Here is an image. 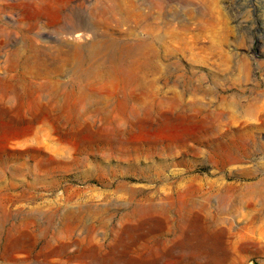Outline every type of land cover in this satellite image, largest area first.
<instances>
[{
	"label": "rangeland",
	"instance_id": "rangeland-1",
	"mask_svg": "<svg viewBox=\"0 0 264 264\" xmlns=\"http://www.w3.org/2000/svg\"><path fill=\"white\" fill-rule=\"evenodd\" d=\"M146 24L154 67L131 81ZM111 38L117 79L87 88L99 53L68 48ZM263 111L264 0H0V264H264ZM216 142L249 153L221 168Z\"/></svg>",
	"mask_w": 264,
	"mask_h": 264
},
{
	"label": "bare ground",
	"instance_id": "bare-ground-1",
	"mask_svg": "<svg viewBox=\"0 0 264 264\" xmlns=\"http://www.w3.org/2000/svg\"><path fill=\"white\" fill-rule=\"evenodd\" d=\"M105 10V9H104ZM113 14V13H112ZM138 14V13H137ZM110 15H111V13H110ZM140 15V14H139ZM112 16H114V20H115V15H112ZM112 16L110 17V18H112ZM107 17V16H106ZM108 18V17H107ZM140 18V17H139ZM108 20V19H107ZM111 20V19H110ZM113 20V21H114ZM137 20V19H136ZM135 20V21H136ZM97 21V20H96ZM115 21H117V20H115ZM98 22H100V21H98ZM95 24H96V22H95ZM100 24V23H99ZM97 26V25H96ZM184 26V25H183ZM85 27H87L90 31H91V33L93 32L92 31V27H91V25H87L86 24V26ZM99 27V26H98ZM186 27V26H185ZM157 31V30H156ZM155 31V32H156ZM108 33V32H107ZM157 33V32H156ZM155 33V34H156ZM154 34V29H152L151 27H150V25H144V27L142 28V31H140V33H138V34H135V35H133L132 36V38H131V40H130V42L131 43H133L132 45H130V47H129V49H128V58H127V60L124 62V64L122 65V67H121V69H122V71H124L125 73H126V75H128L130 78H129V80H131V81H142L141 80V77L143 76V74H144V72L145 71H147L148 70V68L152 65L151 64V58H153L155 55H156V51H155V49H154V44H155V41H154V36H156ZM84 34L83 33H79V32H76V34H75V36H76V38L77 37H81V36H83ZM87 36H89L90 37V33H87L86 34ZM105 35V34H104ZM112 37V36H111ZM88 38V37H87ZM108 38V37H107ZM80 39V38H79ZM158 39H160V38H158ZM158 39H157V41H158ZM160 41H161V39H160ZM114 43H121L119 40L118 41H115V40H113V38H111V39H107V40H105V39H99V40H97V41H95V42H93V43H87L86 45H79V44H76V45H74L72 48H68V50H70L71 49V51L69 52L71 55H72V58L76 61V64H77V62L78 63H82V62H84L89 56H90V53H94V52H97V53H99V58L97 59V61L95 62L96 64H94V65H92V67L91 68H88L89 70L87 71V72H85V73H82V72H80L79 71V69H75L74 70V72H73V77L75 78V79H79L81 82L82 81H84V82H89L88 84V87L87 88H90V87H92V83H95V82H102V81H110V80H116L117 79V71H116V69H117V67L116 66H113V65H108V66H106V65H104L103 67H102V65H103V59H102V53L106 50V51H108L110 48H111V46L114 44ZM64 48V47H63ZM59 49H62V47H60ZM145 51V52H144ZM68 53V54H69ZM96 53V54H97ZM114 53V54H113ZM95 54V53H94ZM104 54V53H103ZM115 55L116 54V52H112V53H110V55L111 56H113V55ZM148 54V55H147ZM62 56V55H61ZM60 57V56H59ZM97 57H98V54H97ZM13 58V57H12ZM54 58V57H53ZM155 59V58H154ZM59 62V61H58ZM37 62H34L33 63V65L34 64H36ZM49 66V65H48ZM153 67H154V64L152 65ZM37 67L38 68H41V69H43V70H45L44 68H43V64H38L37 65ZM78 67V66H77ZM49 68H50V66H49ZM28 69V68H27ZM49 70H51V69H49ZM39 71V70H38ZM59 71H61V68H59L57 71H54L55 73H58ZM45 77H47L48 78V74H46L45 75ZM147 80V79H146ZM20 81H21V79H20ZM34 81V80H33ZM188 82H186V84H187ZM57 86H60V84L59 83H57V82H51V83H43V84H40L39 86H35V85H33V84H24V83H16V84H13L12 85V88L13 89H16L18 92H20V90H21V92H22V94H24L26 91H28V92H33V93H37V94H39V93H41V92H43L44 90H46V88L48 87V88H50L51 89V91L49 92V94L51 95L50 96V98L51 97H53V98H56L57 96H58V93H57V91L58 90H56L58 87ZM21 92H20V94H21ZM36 94V95H37ZM85 97H87L86 95H85ZM57 100V99H56ZM50 101V100H49ZM51 102V101H50ZM55 103L56 101H53L52 100V103ZM57 103V102H56ZM92 103V102H91ZM89 104V103H88ZM174 104L175 105H173V107L174 108H176V109H179V110H184V108H185V105L183 104V102H182V100L180 99L179 101L177 100V98H174ZM55 105V104H54ZM258 105V104H257ZM256 105V106H257ZM191 106H194L195 107V105L194 104H192ZM255 106V105H254ZM50 107H51V104H50ZM49 107V108H50ZM59 107V106H58ZM57 107V108H58ZM162 107V106H161ZM252 108H253V106H252ZM258 108H259V106H258ZM261 108V107H260ZM44 109V108H43ZM42 109V110H43ZM84 109V108H83ZM186 109V108H185ZM196 111L195 112H198V113H203L206 109H203V108H200V107H198V105H197V107H196ZM250 109H251V105H250ZM250 109H249V111H250ZM53 110V109H52ZM260 111L259 112H261V109H259ZM60 111V110H59ZM59 111H57V112H59ZM257 111V110H256ZM256 111H254V112H256ZM98 112V111H97ZM207 112V111H206ZM225 112V111H224ZM229 112V111H228ZM242 112V111H241ZM258 112V113H259ZM264 112V111H263ZM219 113V112H218ZM231 113H233V112H231ZM253 113V112H252ZM258 113L256 114V113H253V114H256L255 116L257 117L258 116ZM262 113V112H261ZM45 114L46 115H48V114H50V113H46L45 112ZM215 114V113H214ZM251 114V113H250ZM51 115V114H50ZM53 115H55L54 113H53ZM245 115V114H244ZM57 116V115H56ZM230 116H231V114H230ZM239 116V115H238ZM260 116V115H259ZM258 116V118H260ZM46 117V116H45ZM53 117V116H52ZM58 117V116H57ZM252 117V116H251ZM42 118V117H41ZM218 118V117H217ZM233 118V117H232ZM236 118V117H235ZM254 118V117H253ZM262 118H264V114L262 115ZM50 119V118H49ZM222 119V118H221ZM248 119V118H247ZM246 119V120H247ZM250 119V118H249ZM248 119V120H249ZM46 120V119H45ZM44 119H43V121H45ZM236 120V119H235ZM251 120H253L252 118H251ZM50 121V120H49ZM74 121V120H73ZM39 122H41L40 120H39ZM48 122V121H47ZM234 122H236V121H234ZM66 123H67V121H66ZM259 123H260V121H259ZM245 125H247V124H245ZM253 125V124H252ZM221 128V127H220ZM254 128V127H253ZM229 129V128H228ZM248 130H249V128H247ZM255 129V128H254ZM253 129V130H254ZM257 129V128H256ZM238 130V129H237ZM259 130H260V128H259ZM54 131H56V130H54ZM230 131V130H229ZM245 131V130H244ZM261 131V130H260ZM233 132V131H232ZM236 132V131H235ZM240 132H241V129H240ZM239 132V133H240ZM248 132V131H247ZM255 132V131H254ZM229 133V132H228ZM238 133V134H239ZM232 134V133H231ZM234 134V133H233ZM237 134V135H238ZM242 135V134H241ZM244 135V134H243ZM235 136V135H234ZM233 136V137H234ZM255 136V134L253 135V137ZM44 137H46V136H44ZM232 137V136H231ZM232 137V138H233ZM47 138V137H46ZM206 138H208V137H206ZM222 138V137H221ZM232 138L231 139H229L228 141L230 142V140H232ZM240 138V137H239ZM247 138V137H246ZM255 138V137H254ZM41 139V138H40ZM220 139V138H219ZM227 139V138H226ZM235 139V138H234ZM242 139V138H241ZM236 140V139H235ZM251 140V139H250ZM257 140H259L258 139V137H257ZM256 140V141H257ZM39 141V140H38ZM207 141V140H206ZM237 141H239L238 139H237ZM236 141V142H237ZM243 141V140H242ZM256 141H254V143L256 142ZM260 141H262V140H260ZM259 141V142H260ZM212 142H213V140L211 139V144H212ZM221 142V141H220ZM235 142V141H234ZM235 142V143H236ZM252 143H253V141H251ZM22 143V142H21ZM38 143H41V142H38ZM43 144L45 143V140H44V142H42ZM228 143V142H227ZM227 143H225V144H219V143H215V144H219V146H217V148H215L214 150H213V155L212 156H214L213 158H214V163L216 164V165H222L221 166V168H224L227 164H230L231 162H236V161H239L240 162V159L241 158H243L246 154H248L249 153V151H247L248 153H246V150L245 149H243V150H240L241 149V147L239 146L240 144L239 143H241L240 141H239V147H240V149L239 148H237V147H234V146H232L231 144H227ZM231 143H233V142H231ZM236 143V144H237ZM246 143V142H245ZM262 142H260V144H261ZM42 144V145H43ZM208 144V143H207ZM210 144V143H209ZM235 144V145H236ZM244 144V143H243ZM45 145V144H44ZM43 145V146H44ZM48 145V144H47ZM46 145V146H47ZM255 145H256V143H255ZM45 146V147H46ZM254 146V145H253ZM211 147V146H210ZM209 147V148H210ZM214 147V146H213ZM245 147V146H244ZM251 147V146H250ZM260 147V146H259ZM258 147V148H259ZM264 146H262V148H263ZM48 148V147H47ZM243 148V147H242ZM246 148V147H245ZM261 148V147H260ZM249 149V148H248ZM264 149V148H263ZM262 150V149H261ZM59 152V151H58ZM57 152V153H58ZM61 152V151H60ZM139 152V151H138ZM154 152V151H153ZM211 152V151H210ZM209 152V153H210ZM144 154V153H143ZM62 155H65V154H62ZM139 155H140V153H139ZM211 156V157H212ZM13 157V156H12ZM248 157V156H247ZM245 158H246V156H245ZM83 159V158H82ZM79 160V159H78ZM81 160V159H80ZM85 160V159H84ZM84 162V161H83ZM71 163V162H70ZM74 163H75V161H74ZM78 164H79V162H77ZM81 163V162H80ZM84 164V163H83ZM232 164V163H231ZM37 165H35V167H36ZM38 167V166H37ZM152 169V168H151ZM18 171V170H17ZM244 173V172H243ZM15 176H17V175H15ZM21 176V175H20ZM216 184V183H215ZM210 186H212V185H210ZM209 186V187H210ZM214 186V185H213ZM259 186H261L260 184H259ZM218 187V186H217ZM256 187H257V185H256ZM253 188V187H252ZM217 189V188H216ZM222 189H225V190H227V191H229V189L230 188H228L227 186H223V187H218V190H221L222 191ZM236 190V189H235ZM187 217V216H186ZM185 219V218H184ZM187 219V218H186ZM185 220H183V222H184ZM188 221V220H187ZM196 221V220H195ZM186 223V222H185ZM184 225H186V224H184ZM188 225V224H187ZM185 227V226H184ZM197 227H198V225H197V223H195L194 222V227H193V229L191 230V229H189V228H187V227H185V229H183L182 230V232L183 233H186L185 234V236H184V238H183V240L180 242V245H179V247L184 251V252H186V253H188L189 255H188V257H190V258H192L193 259V261L194 262H196L195 261V257H197L198 255H197V253H200V252H198L197 251V246H196V244L194 243V242H196V243H200V241L201 240H198V230H197ZM189 229V230H188ZM188 232V233H187ZM190 232V233H189ZM200 237V236H199ZM201 239V238H200ZM22 244V243H21ZM194 246H196V247H194ZM167 253V252H166ZM165 253V254H166ZM180 253V252H179ZM74 255V254H73ZM182 255V254H181ZM199 257V256H198ZM184 259V258H183ZM197 261H199L198 259H197ZM156 262V261H155ZM192 262V261H191ZM149 263V262H148ZM153 264H156V263H154V262H152ZM197 264V263H196Z\"/></svg>",
	"mask_w": 264,
	"mask_h": 264
}]
</instances>
